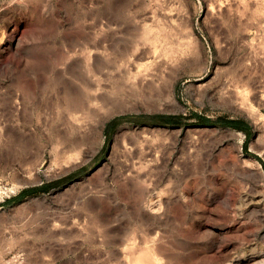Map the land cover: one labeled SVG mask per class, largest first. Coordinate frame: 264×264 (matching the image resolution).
<instances>
[{
  "label": "rangeland",
  "instance_id": "obj_1",
  "mask_svg": "<svg viewBox=\"0 0 264 264\" xmlns=\"http://www.w3.org/2000/svg\"><path fill=\"white\" fill-rule=\"evenodd\" d=\"M0 264H264V0H0Z\"/></svg>",
  "mask_w": 264,
  "mask_h": 264
},
{
  "label": "trees",
  "instance_id": "obj_2",
  "mask_svg": "<svg viewBox=\"0 0 264 264\" xmlns=\"http://www.w3.org/2000/svg\"><path fill=\"white\" fill-rule=\"evenodd\" d=\"M194 118L197 119V121L202 125H210V124H217V125H223V126H229L238 130L243 131L246 134V137L248 138L249 135V124L241 119H227L224 117L217 118L215 120H211L207 117H203L198 114L192 115ZM156 118H158V123L163 125H177L180 124V117L176 115H157ZM49 188V185H41L37 188L31 189L30 193H37V192H45Z\"/></svg>",
  "mask_w": 264,
  "mask_h": 264
},
{
  "label": "bare ground",
  "instance_id": "obj_3",
  "mask_svg": "<svg viewBox=\"0 0 264 264\" xmlns=\"http://www.w3.org/2000/svg\"><path fill=\"white\" fill-rule=\"evenodd\" d=\"M134 30V29H133ZM151 32V31H150ZM129 33V32H128ZM147 33L148 32H144V33H142V35L141 36H143V37H147L148 35H147ZM130 35L131 36H133L134 38H136V37H140V34L138 33V32H136V31H134V32H131L130 33ZM152 43V42H151ZM151 50V49H150ZM125 51H126V49H125ZM137 55V54H136ZM156 68V67H155ZM81 74V73H80ZM146 74V73H145ZM152 74V73H151ZM117 76V75H116ZM155 76V75H154ZM133 78V77H132ZM131 78V79H132ZM137 78V77H136ZM119 79V78H118ZM141 80H142V78H141ZM115 82H117L116 80H115ZM119 82V81H118ZM136 82V81H135ZM139 82H141V81H138L137 80V82L136 83H139ZM142 82H144V81H142ZM120 83V82H119ZM122 83H124V82H122ZM125 84V83H124ZM142 84V83H141ZM144 85V84H143ZM143 85H142V87H143ZM149 85V84H148ZM125 86V85H124ZM121 87V86H120ZM149 87V86H148ZM122 88V87H121ZM152 88V87H151ZM93 89V88H92ZM148 89V88H147ZM90 91H91V89H90ZM125 91V90H124ZM98 92V91H97ZM81 93H82V91H81ZM127 93V92H126ZM130 93V92H129ZM69 96H70V94H69ZM81 96H82V94H81ZM84 96V95H83ZM96 96H98V94L97 95H95V97ZM99 96H100V94H99ZM107 96V95H106ZM109 96V95H108ZM115 96H117V95H115ZM80 97V95L78 96H76V94H75V97H72V95H71V97H70V102H71V104L73 105V109L74 110H76V109H78V107L79 108H81V106H83V107H85V108H82V109H86V107H88V109L87 110H90V104L91 103H93V99H96V98H91V97H87L86 96V104L84 105L83 103H82V101H83V99ZM99 98V97H98ZM98 98H97V100H98ZM114 98V97H113ZM79 99V100H78ZM105 99V97L102 99V100H104ZM81 100V101H80ZM101 100V101H102ZM84 101H85V99H84ZM106 101V100H105ZM113 101H116V100H113ZM112 101V102H113ZM88 104V105H87ZM88 112H90V111H88ZM85 115V114H84ZM87 115V114H86ZM71 143L72 144H74V145H77V141H76V139H73L72 141H71Z\"/></svg>",
  "mask_w": 264,
  "mask_h": 264
}]
</instances>
